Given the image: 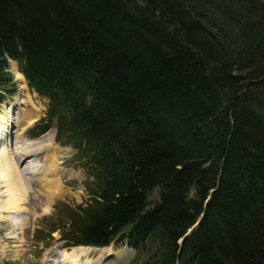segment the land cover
<instances>
[{"label": "trees", "instance_id": "1", "mask_svg": "<svg viewBox=\"0 0 264 264\" xmlns=\"http://www.w3.org/2000/svg\"><path fill=\"white\" fill-rule=\"evenodd\" d=\"M9 59L91 178L64 247L264 264L263 1L0 0V102Z\"/></svg>", "mask_w": 264, "mask_h": 264}, {"label": "rangeland", "instance_id": "2", "mask_svg": "<svg viewBox=\"0 0 264 264\" xmlns=\"http://www.w3.org/2000/svg\"><path fill=\"white\" fill-rule=\"evenodd\" d=\"M10 74L13 76L16 93L8 101L16 102L17 104L21 102L16 107L17 114H31L34 119L33 124L37 121L39 122L45 116L48 100L29 90L26 82L17 81L12 74L11 68ZM23 85L25 87L21 88ZM34 126L35 124L30 128ZM30 128H26V133H23V137L26 140L35 141L44 136H50L52 137L54 150L66 148L70 151V155L60 159L59 162L55 161L53 163L56 166L55 175L48 172L49 164L46 165V172L41 169L40 172L42 173L38 176L36 174L34 177V179L40 180L41 184L29 182L32 176L25 177V173H23V177L25 182L27 181L26 184H18L12 181L7 184L5 172H1L0 190L6 191L7 194L5 193V195L8 196L4 197L0 203L3 217L0 219V264H54L57 261L58 264H64V259L62 261L63 250H70L71 248H64L65 241L60 239L61 233L58 230L50 231L51 229H57L62 223H66L60 209L63 204L75 206L84 203L88 199L86 184H89L91 178L88 177L86 170L81 166L82 164L75 159V150L71 147H62L55 142V123H53L52 128L48 132L40 136L41 138L30 136L31 133L29 134L28 132ZM12 150L14 151V149ZM48 159V153L37 157L40 164L44 166L46 164L45 160L48 161ZM15 160L19 164L16 157ZM18 168H21V165ZM53 181L55 184H53ZM48 191L50 192L49 195L46 194L49 193ZM48 196H51L52 200H47ZM150 199H158V190L152 191ZM10 206H19L23 209V212L5 214L4 211L8 212ZM45 207L49 209L46 213L43 211ZM31 212L34 215H31ZM7 215H10L9 217L12 220H7ZM14 220L19 221L22 225V233L18 230V227L13 226ZM107 248H111L110 252L112 253L103 249L91 248V251L87 252L88 255L82 257L78 264H83L86 257L92 264H113L112 261L116 252L127 251L125 249L122 250L127 248V246L122 244H112ZM130 250L133 252L132 257L125 264H130L136 256L135 252L132 249Z\"/></svg>", "mask_w": 264, "mask_h": 264}, {"label": "bare ground", "instance_id": "3", "mask_svg": "<svg viewBox=\"0 0 264 264\" xmlns=\"http://www.w3.org/2000/svg\"><path fill=\"white\" fill-rule=\"evenodd\" d=\"M10 67H11V71L15 79L22 83L24 81V77L17 71L16 63L12 62L10 64ZM23 87L25 86L24 85L21 86V88ZM19 104H21V102ZM19 104H17L16 102H5L0 107V110H1V113H0V174L1 172H5L6 178H7L6 179L7 184L8 183L10 184L11 181L18 183V184H26L27 181L25 182L23 173H25V177L32 176L29 182H35L37 184H41L40 180H37L36 178L34 179L36 174L37 176L41 174L42 173L40 172L41 169H43L46 172L45 169H46V165L48 164L50 165L48 172L54 174V172L56 171V166L53 163H55V161L59 162L60 159L68 157L70 155V151L66 148L54 150L52 147L53 145L52 137L50 136H44L41 139L35 140V141L24 139L23 138L24 130H26V128L30 127L33 124L34 119L31 116V114L18 115L16 112L17 111L16 107ZM14 128L15 130H13ZM17 144H19V146H17ZM12 149H14V151ZM47 153L49 154V159L48 161L45 160L46 164L44 166L40 164V161L37 160V157L39 155L47 154ZM15 157L17 158V161L19 164H17ZM25 163L26 165L24 166ZM20 165H21V168H18V166L20 167ZM53 184H55L54 181H53ZM5 193L7 194L6 191L0 190V203L2 202V199L4 197L8 196V195H5ZM46 194L49 195L50 192ZM46 199L52 200V197L48 196ZM0 208L2 209V205H0ZM8 210H9L8 212L4 211V213L10 214L14 212L20 213V211L23 212V209L20 208L19 206L17 207L10 206ZM43 211L45 213L48 212L49 211L48 207H45ZM1 212L2 210H0V214ZM31 215H34V214L32 213ZM9 216L7 215L6 219L12 220ZM2 218L3 217L1 214L0 219ZM14 221L15 222L12 223L13 226L16 228L18 227V230H20L22 233L23 232L22 225L20 224L19 221L17 220H14ZM192 228L191 230H194L196 227L193 226ZM101 249L107 250V252L111 251V248L110 249L101 248ZM124 249L127 251H123L121 253H119L118 251L116 252L117 254L115 253L113 261H112L113 264H125L131 259L133 252L129 248H123L122 250ZM90 251H91V247H75V248H71L70 250H63L62 261L64 259L63 261L64 264H78L81 258L87 256L88 255L87 252L89 253ZM84 261L85 262H83V264H92L88 260V257H86ZM57 262L54 264H58ZM91 262L93 261L91 260Z\"/></svg>", "mask_w": 264, "mask_h": 264}, {"label": "water", "instance_id": "4", "mask_svg": "<svg viewBox=\"0 0 264 264\" xmlns=\"http://www.w3.org/2000/svg\"><path fill=\"white\" fill-rule=\"evenodd\" d=\"M261 1H264V0H261ZM198 223H199V221L194 225V227H197ZM192 229H193V228H192ZM193 231H194V230L189 229V230L187 231V233H186L185 236H189Z\"/></svg>", "mask_w": 264, "mask_h": 264}]
</instances>
